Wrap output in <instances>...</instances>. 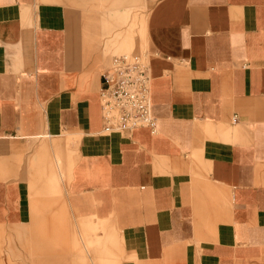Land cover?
<instances>
[{
  "label": "crops",
  "instance_id": "0c3cea01",
  "mask_svg": "<svg viewBox=\"0 0 264 264\" xmlns=\"http://www.w3.org/2000/svg\"><path fill=\"white\" fill-rule=\"evenodd\" d=\"M141 6L158 130L108 134L104 27ZM46 135H71L70 202L117 217L121 264H264V0H0V235L32 220L11 157Z\"/></svg>",
  "mask_w": 264,
  "mask_h": 264
},
{
  "label": "rangeland",
  "instance_id": "374dc122",
  "mask_svg": "<svg viewBox=\"0 0 264 264\" xmlns=\"http://www.w3.org/2000/svg\"><path fill=\"white\" fill-rule=\"evenodd\" d=\"M146 10V6L129 9L124 19L114 18L109 28L104 27V56L109 65L114 55L148 49ZM48 136L24 140V154L11 157V165L13 158L16 168L20 162L21 178L30 184L32 220L21 225L17 234L0 235L1 264H8L7 260L14 264L20 258L27 264H89L90 260L121 264L125 254L120 225L114 230L117 217L91 219L93 212L80 214L70 202L66 188L72 183L75 154L70 149L74 144L67 146L66 139L71 135L62 142ZM56 157L61 161V181L52 169Z\"/></svg>",
  "mask_w": 264,
  "mask_h": 264
},
{
  "label": "built area",
  "instance_id": "2783aa9c",
  "mask_svg": "<svg viewBox=\"0 0 264 264\" xmlns=\"http://www.w3.org/2000/svg\"><path fill=\"white\" fill-rule=\"evenodd\" d=\"M106 86L101 93L105 133H122L137 128L158 130L153 112L152 71L147 51L114 55L103 71ZM238 116L235 115L234 121Z\"/></svg>",
  "mask_w": 264,
  "mask_h": 264
}]
</instances>
